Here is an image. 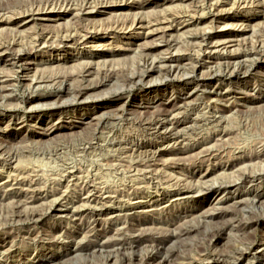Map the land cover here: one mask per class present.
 I'll list each match as a JSON object with an SVG mask.
<instances>
[{
  "label": "rangeland",
  "instance_id": "obj_1",
  "mask_svg": "<svg viewBox=\"0 0 264 264\" xmlns=\"http://www.w3.org/2000/svg\"><path fill=\"white\" fill-rule=\"evenodd\" d=\"M263 9L0 0V264H254Z\"/></svg>",
  "mask_w": 264,
  "mask_h": 264
},
{
  "label": "bare ground",
  "instance_id": "obj_2",
  "mask_svg": "<svg viewBox=\"0 0 264 264\" xmlns=\"http://www.w3.org/2000/svg\"><path fill=\"white\" fill-rule=\"evenodd\" d=\"M264 10V9H263ZM221 14H218V15H214V18H215V20H219V16H220ZM263 15H264V11H263ZM32 18V17H31ZM166 25H162V26H160L159 25V27H158V29H156L155 31H161V32H163V33H166V32H168V31H170V30H172V29H174L173 28V26L172 25H168L167 23H165ZM141 26V25H140ZM149 32V31H148ZM161 32H159V33H161ZM151 33V32H150ZM71 38V37H70ZM72 39H73V37H72ZM71 41V40H70ZM147 47H148V45H147ZM213 47V46H212ZM258 49V48H257ZM4 47H0V54H1V52L3 51L4 52ZM22 50V49H21ZM259 50V49H258ZM256 53V52H255ZM246 54V53H245ZM17 56V55H16ZM15 60H17L18 61V58H15ZM151 71H153L152 69L148 72V73H150ZM170 73H171V71H172V68L170 67L169 68V70H168ZM147 73V74H148ZM144 123V122H143ZM157 124V123H156ZM158 125H159V123H158ZM164 127V126H163ZM155 128V127H154ZM156 129V128H155ZM181 130V129H180ZM183 132V131H182ZM194 139V138H193ZM108 143V142H107ZM175 143V142H174ZM152 151V150H151ZM19 155V154H18ZM151 156V155H150ZM27 159V158H26ZM141 159V158H140ZM253 178V177H252ZM250 180V179H249ZM254 180H256L255 178H253L252 180H251V183L252 182H254ZM259 180V179H258ZM250 182V181H249ZM259 182V181H258ZM91 193V192H90ZM249 194H251V196L253 197V198H255V196H254V193H253V195H252V192H248ZM259 196V195H258ZM256 225V224H255ZM257 226V225H256ZM262 248V251L257 255V256H254V258L252 259L253 260V262L252 263H254V264H261V263H264V240L262 241V243L260 244V249ZM1 253V252H0ZM241 257H242V255H241ZM238 262V261H237Z\"/></svg>",
  "mask_w": 264,
  "mask_h": 264
}]
</instances>
